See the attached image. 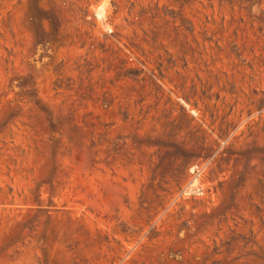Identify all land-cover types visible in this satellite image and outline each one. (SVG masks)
Here are the masks:
<instances>
[{"label":"rangeland","instance_id":"rangeland-1","mask_svg":"<svg viewBox=\"0 0 264 264\" xmlns=\"http://www.w3.org/2000/svg\"><path fill=\"white\" fill-rule=\"evenodd\" d=\"M0 264H264V0H0Z\"/></svg>","mask_w":264,"mask_h":264},{"label":"bare ground","instance_id":"bare-ground-1","mask_svg":"<svg viewBox=\"0 0 264 264\" xmlns=\"http://www.w3.org/2000/svg\"><path fill=\"white\" fill-rule=\"evenodd\" d=\"M99 13H102V14H103V6L100 8ZM100 16H101V15H100Z\"/></svg>","mask_w":264,"mask_h":264}]
</instances>
